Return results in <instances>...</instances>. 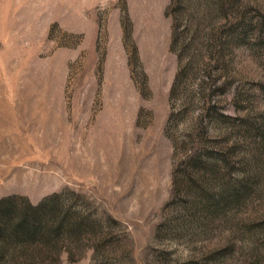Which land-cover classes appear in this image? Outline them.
Listing matches in <instances>:
<instances>
[{
	"label": "rangeland",
	"instance_id": "rangeland-1",
	"mask_svg": "<svg viewBox=\"0 0 264 264\" xmlns=\"http://www.w3.org/2000/svg\"><path fill=\"white\" fill-rule=\"evenodd\" d=\"M0 264H264V0H0Z\"/></svg>",
	"mask_w": 264,
	"mask_h": 264
},
{
	"label": "trees",
	"instance_id": "trees-1",
	"mask_svg": "<svg viewBox=\"0 0 264 264\" xmlns=\"http://www.w3.org/2000/svg\"><path fill=\"white\" fill-rule=\"evenodd\" d=\"M35 210V209H34Z\"/></svg>",
	"mask_w": 264,
	"mask_h": 264
}]
</instances>
